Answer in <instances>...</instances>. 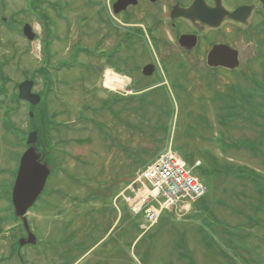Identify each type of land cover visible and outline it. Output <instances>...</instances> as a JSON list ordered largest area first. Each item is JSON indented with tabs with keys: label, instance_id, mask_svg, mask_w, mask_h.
<instances>
[{
	"label": "rangeland",
	"instance_id": "1",
	"mask_svg": "<svg viewBox=\"0 0 264 264\" xmlns=\"http://www.w3.org/2000/svg\"><path fill=\"white\" fill-rule=\"evenodd\" d=\"M29 2L3 0L0 3V89L7 91V95L0 92V259L8 253L12 235L18 232V224L13 218L12 201L4 194L10 188L12 193L16 178V175L13 178V172L16 171L17 174L19 160L28 148L26 141L31 132L27 114L32 110H29L28 102L21 101L16 106L11 96L14 91L18 94V86L24 80H37L33 90L41 93L46 90L48 83L39 73L40 66L44 64L42 39L46 33L38 12L31 9ZM106 3L108 0L39 2V7L56 23L52 28L55 31L52 33L55 36L50 48L52 59L49 70L52 83L47 106L49 112L56 116L57 131L53 132L50 141L55 150L51 161L53 171L48 177L44 194L28 211L31 228L41 243L36 249H22L26 263L95 264L100 256L112 249L117 255L114 264H187V260L181 259L178 251L173 250L174 239L185 235L196 264H264V143L259 148L261 154L258 156L237 147L240 143L255 142L264 134V100L258 95L254 103L255 106L262 107L258 115L255 111L253 116L257 117L235 120L228 114H223L226 110L221 109L223 103L212 100L213 96H217L216 90L228 94L221 82L212 84V77L206 80L202 78L201 82L194 72L187 70L184 83L188 87L189 100H211L215 102L214 106L207 105V109H203L205 105L199 107L197 104L188 107L182 103L188 98L174 90L171 92L173 103L167 102L175 112L171 117L170 108L158 107L161 102L157 101L156 106L149 103L143 107L138 95H135V99L112 103L113 111H120V107L123 110L121 119L114 121L109 110L100 108V93L96 89V85L100 83L101 70L108 65L97 62L96 57L90 55L96 38L97 10L100 4ZM26 22L32 24L38 33L33 41L22 33L21 29ZM237 36L230 42L242 51L244 60L251 55L250 50L247 43ZM79 43L87 46L90 53H76L80 51ZM252 67L257 68L259 74H222L225 83H228L226 87L236 82L249 86L252 80L264 81V58ZM218 78L221 80L222 77ZM207 84L213 88L208 89ZM126 107L131 110L132 116L126 117ZM241 107L238 110L242 116H251L249 114L252 109L249 105ZM7 110L10 112L7 113ZM190 112L193 116H189ZM6 115L15 127L17 137L6 131ZM219 120H226V123ZM156 122L159 123V131L153 127ZM97 123L115 136L114 150L110 149L109 143L112 141H105L97 130ZM166 124L167 129L170 127L171 137L170 134L167 138L164 137L163 142L170 137L175 149L180 147L194 153V160L211 169L209 175H205L200 168L196 169L207 186V192L199 202L200 207L199 204L195 206L193 215L181 217L166 210L161 222L144 236L135 249L132 242L137 235H143L141 223L144 217L142 214L136 217L129 214V218L122 216L121 219L117 209L125 211V202L122 196L117 200V195L136 171L156 155L155 151L159 146L155 149L154 146L157 139L164 136ZM194 127L196 134L187 135V130ZM258 144L260 145V140ZM186 145L190 148L187 149ZM208 152L209 155H206ZM82 154L90 160L86 174L93 180L92 184L99 181L102 172L107 173L106 178L109 177L113 191L107 197L102 196L101 203L111 206L113 214L108 217V222L100 217L97 225L93 217L86 216V240L82 245L72 247L71 231L65 226L72 212H68L70 215H62L56 211L55 204L62 205V192L76 195L77 183H72L67 176L68 172L76 179H87L82 171L84 167L80 166ZM217 160L219 164L216 166ZM221 165L229 175H218L217 167ZM100 166H103L102 170L105 168L102 172ZM241 166H245L252 174H241L238 169ZM97 205L99 207V202ZM63 206L65 209L69 206L71 211L76 210V205L69 201ZM185 206L188 205L184 203L183 208ZM85 207L89 208V205ZM199 229L206 233V246L201 241ZM62 238L69 249L64 250V256L57 257V254L54 255L55 248L60 246ZM150 242L153 245L151 257L144 262L142 255ZM7 263L20 264L16 256Z\"/></svg>",
	"mask_w": 264,
	"mask_h": 264
},
{
	"label": "flooded vegetation",
	"instance_id": "2",
	"mask_svg": "<svg viewBox=\"0 0 264 264\" xmlns=\"http://www.w3.org/2000/svg\"><path fill=\"white\" fill-rule=\"evenodd\" d=\"M117 1L108 0V3L99 5L96 17V38L91 52L92 56L96 57L97 62H104L108 65L102 68L100 83L96 85V89L100 93L99 98L102 104L100 107L107 102L110 105L109 113L113 115L114 121L121 119L120 115L123 112L121 107L120 111L112 110V103L118 104L119 100L135 99V95L150 92L155 95L154 98H157L158 102L164 103L165 97L168 94L171 95L174 90L183 95H189L188 87L185 86V88L180 89L177 86L178 84H185L184 79H187L185 77L187 70L194 72L195 77L201 82L202 78L206 80L216 76L214 79L216 82H221L223 88L228 84L223 78L222 74L224 73L251 76L259 74L258 69L253 68L252 65L264 58V0H136V3L116 11L118 8ZM196 1L200 2V14L195 21L192 18L193 14L185 16L177 13L181 9L191 10ZM237 9H241L238 18H230L228 12ZM213 15L217 19H221L218 26H212L208 21L209 17ZM236 36H240L250 50L251 55H248L244 60L242 51H239L231 43ZM220 44H227L238 50L239 67L230 69L208 64V54ZM78 50L81 51L79 54L89 52L88 47L81 43H79ZM107 69L117 71L128 77L127 95L118 94L106 87L104 74ZM218 76L222 77L221 80ZM207 86L208 89L213 88L212 85L207 84ZM178 103L180 104L179 100ZM182 103L188 107L195 104L199 107L202 105L208 107L207 105L214 106L215 102L211 100L208 102L189 100L188 98L184 99ZM103 110L105 109L103 108ZM125 113H127L126 117L132 116L128 107H126ZM255 117L257 116H241L235 119H253ZM126 123H128L127 118ZM50 144L48 139L38 137L35 147L37 152L42 155L48 154L50 157L52 154V150L49 148ZM109 144L112 151L114 145ZM157 147L158 145H155L154 149ZM81 159L80 166L84 167L82 171L87 179H72V183H77L76 195L62 192V196H60L62 205L60 203L55 204L56 211L62 215H70L68 212H72L71 217L65 222L66 228H70L71 231L72 247L80 246L86 240L88 234L86 216L93 217L95 225H97L100 217L108 222V217L113 214L111 206L101 203V197H107L113 191L110 179L108 180L109 177L106 178L107 173L102 172L105 168L102 170L103 166H100L102 173L98 178L99 181H94L92 184L93 180L86 174L90 160L85 157V154L81 155ZM67 201L75 204L76 210L71 211L69 206L65 209L63 204ZM97 202H99V207ZM85 205H89V208ZM16 222L18 232L16 235H12L13 240L9 244L11 247L8 249V253L1 256L5 264L15 256L21 260V251L24 247H36L41 243L38 235L32 229L38 239L37 243L21 245V240L27 238L28 232L22 221L16 220ZM59 244L60 246L56 247L54 252L57 257L64 256L63 253L69 249L63 238ZM15 245L16 252L14 250ZM51 259L52 257L49 258V260ZM116 259V252L111 249L100 256L95 264H114Z\"/></svg>",
	"mask_w": 264,
	"mask_h": 264
},
{
	"label": "trees",
	"instance_id": "3",
	"mask_svg": "<svg viewBox=\"0 0 264 264\" xmlns=\"http://www.w3.org/2000/svg\"><path fill=\"white\" fill-rule=\"evenodd\" d=\"M29 1H30L29 3H30L31 9L33 11L38 12L39 20H40V22L44 28V31L46 33L45 37L42 39L44 56H45L44 61H43L44 64H42L40 66L39 73L45 78L46 82H48L46 90L43 93L40 92L41 96H42L41 102L38 103L37 105H31L28 103L29 110H32L33 114H34L33 116H31L29 114V112L27 114V116L30 120L29 121V123H30L29 129L37 130L38 136L40 138H44V139H48L49 141H52L53 132L57 131V123L55 121L56 116L49 112V109L47 106V100H48V93L51 89L50 84L52 83V79L50 77L51 73L49 70L50 64H51V59H52V54L50 52V48L52 46L53 37L55 36V35H52V33L55 32L52 28H53V26L56 25V23H55V21L51 20L50 15H48L46 13V11L42 10L39 7V2L42 0H29ZM44 2H47V0H44ZM0 3L2 4L3 0H0ZM213 81H214V79H213ZM250 81H251V78H250ZM177 86H179L180 89L184 88V85H182V84L181 85L178 84ZM0 92L3 95H7V91L4 88H1ZM227 92H228L227 95H225L223 92H218L217 96L213 98L214 100H219L223 103V106L221 107V109L226 108V110L223 112L224 115L228 114V116H230V118H233V119H234V117L242 116L243 114L238 110V108L240 109V106H242L241 108H243V105H245V104L249 105L250 106L249 108L252 109V112H250L249 115L253 116L255 111H256V114L258 115L259 110L262 107H261V105L255 106L254 103L258 97H260L264 100V81L257 80V82H254V80H252V84L249 86H243V83H239V82L237 83L236 82L235 84H231L230 87H228ZM11 100L16 104V106H18L19 102H21V100L18 99V94L15 91L13 92V95L11 96ZM146 103H148V102L145 100L141 102L143 107H145ZM168 108L171 109L169 114L171 117H173L174 116V110L172 109V107H168ZM203 109H206V108L204 107ZM241 111H243V110L241 109ZM9 112L10 111L7 110V113H9ZM189 116H193L191 112L189 113ZM6 117H7V115H6ZM220 122L225 124L226 120H225V122H223V121H220ZM195 125H197V124H195ZM5 128H6L7 132L13 133L16 137L18 136L17 131L14 130L15 127L12 126L11 122L8 120V117L6 120ZM169 131H170V127L167 129V124H166V131L164 133V136L161 139L162 143H163V138L168 137V135L170 133ZM150 134L153 135V132H150ZM186 134L187 135H195L196 134L195 127L192 130H187ZM258 140H260V145L258 144ZM258 140L255 142L253 141V142L240 143L239 145H237V147H238V149L248 150L249 152H251L252 155L258 156L259 154H261L259 152V148L263 147L264 134H262L261 138ZM22 142H23V140H22ZM22 142H20V143H22ZM186 147H187V149L190 148L189 145H186ZM50 148H52V146H50ZM177 150L182 154L183 158L185 160H187V162L189 164L195 163L196 160H194V156H195L194 153L187 152L188 150L186 151V150H183L181 148H178ZM206 155H209V152ZM214 164H215V162H214ZM217 164H219L218 160L216 162V166H217ZM197 168H200L205 175H209L211 172V169H208V167H204L203 165L198 166ZM217 169H218V175H220L222 173H224L225 175H229L228 172L222 167V165L220 167L218 166ZM238 169L240 170L241 174H244V172L249 173V175L252 174V172L250 170H247L245 166L238 167ZM238 169H236V172ZM15 175H16V171L13 172V178ZM4 195L11 202V188L8 189V191H6ZM11 207L13 208L12 204H11ZM13 218L16 219V217L14 215V211H13ZM198 232L201 236V241L206 246L207 245L206 233L204 232L203 229H199ZM144 236L142 238H140V240L137 241V243L135 245V249H137L139 247V244L142 241V239L144 238ZM137 238L138 237L136 236L134 238V241ZM185 239H186L185 235H180V236L176 237L174 239L173 250L178 251L179 257L181 259H186L187 264H196L194 257H193V253L189 250ZM152 248H153V245H152V242H150L149 246L147 247V249L144 251V253L142 255V260L144 262H146L150 259L151 253H152L151 252ZM14 250H16V245L14 247Z\"/></svg>",
	"mask_w": 264,
	"mask_h": 264
},
{
	"label": "water",
	"instance_id": "4",
	"mask_svg": "<svg viewBox=\"0 0 264 264\" xmlns=\"http://www.w3.org/2000/svg\"><path fill=\"white\" fill-rule=\"evenodd\" d=\"M134 3H136V0H118L116 2V4H118L116 11L122 10L129 4ZM199 3V1H196L191 10L187 11L181 9L178 10L177 13L185 16L193 14L194 16H192V18L195 21L200 14ZM240 10L241 9H237L233 12H228V16L237 19ZM208 21L212 26H218L221 19H217L216 16L213 15L209 17ZM23 33L30 40H33L36 36V32L33 31V27L29 23H26L23 26ZM208 63L212 66L222 65L229 68H236L239 65L238 51L225 44L217 45L209 53ZM33 86V80L28 79L21 82L19 84L18 98L26 100L32 105H37L41 101V96L40 94L33 92ZM30 115L33 116V111H30ZM37 139V131L32 130L28 134L26 141L29 146L20 157L16 178L12 188L11 197L15 215L24 223V226L28 231V238L22 239L20 242L21 245L26 243L36 244L37 242L35 234L30 229L27 212L43 192L51 172L48 160H41V154L36 152L35 143L37 142Z\"/></svg>",
	"mask_w": 264,
	"mask_h": 264
},
{
	"label": "built area",
	"instance_id": "5",
	"mask_svg": "<svg viewBox=\"0 0 264 264\" xmlns=\"http://www.w3.org/2000/svg\"><path fill=\"white\" fill-rule=\"evenodd\" d=\"M144 187L137 197L138 202H147L157 199L160 207H149L146 216L150 221L157 219L163 207L180 204L188 205L189 211L192 202L201 196L205 187L192 173L186 163L170 149L163 151L156 161L142 173ZM132 201V199H129Z\"/></svg>",
	"mask_w": 264,
	"mask_h": 264
},
{
	"label": "bare ground",
	"instance_id": "6",
	"mask_svg": "<svg viewBox=\"0 0 264 264\" xmlns=\"http://www.w3.org/2000/svg\"><path fill=\"white\" fill-rule=\"evenodd\" d=\"M189 208V206H185L183 209L184 210H187ZM195 207H193V208H191L188 212L187 211H183L182 213H184V214H193L194 212H195Z\"/></svg>",
	"mask_w": 264,
	"mask_h": 264
}]
</instances>
